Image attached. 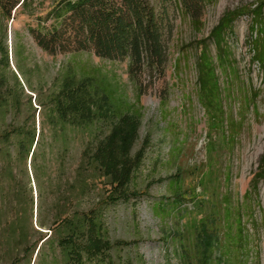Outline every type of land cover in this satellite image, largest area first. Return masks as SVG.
I'll return each mask as SVG.
<instances>
[{"label": "rangeland", "instance_id": "374dc122", "mask_svg": "<svg viewBox=\"0 0 264 264\" xmlns=\"http://www.w3.org/2000/svg\"><path fill=\"white\" fill-rule=\"evenodd\" d=\"M116 1L105 0L108 5ZM256 3L262 5L264 35V0H215L203 8L199 29L168 5L172 28L165 38L164 67L149 77L143 73L139 91L126 74L125 62L86 51L49 57L27 31L36 18L0 17V43L8 55V69L1 72L12 85L9 71L16 74L14 62H19L31 88L23 84L22 90L30 95L32 107H37L35 96L54 90L68 62L99 68L114 78L123 100L134 105L137 116L117 119L106 106L109 115L102 129L107 134L111 128L108 162L123 179L120 199L102 214L105 237L118 242L108 252V264H237L234 256L238 264H264V181L257 177L264 154V65L250 59L251 20L246 14ZM233 10L243 14L226 34L232 60L226 73L216 66L209 35ZM39 22L50 23L42 18ZM203 45L214 63L220 92L213 108L195 94V63ZM21 102L16 120L25 117V99ZM8 119H0V126ZM172 181L179 182L178 190L170 187ZM226 199L230 210L240 214L245 238L228 251L222 225ZM156 203L163 205V213L154 208ZM227 252L231 259H225Z\"/></svg>", "mask_w": 264, "mask_h": 264}, {"label": "trees", "instance_id": "16d2710c", "mask_svg": "<svg viewBox=\"0 0 264 264\" xmlns=\"http://www.w3.org/2000/svg\"><path fill=\"white\" fill-rule=\"evenodd\" d=\"M213 2L117 0L108 5L105 0H0V17L36 18L27 31L49 57L86 51L103 60L125 62L126 74L139 91L141 75L160 72L165 64V38L172 28L167 6L173 5L199 29L203 8ZM261 9L256 3L246 10L251 20L250 59L258 66L264 65ZM242 14L227 12L209 35L216 66L226 73L232 69L226 34ZM41 18L50 23L41 25ZM67 64L54 90L35 96L37 107H32L30 95L22 90L23 84L31 88L18 61L14 62L16 74L9 71L12 85L6 83L1 69H8V55L0 43V119L9 117L0 126V264H108L109 250L118 246L105 237L102 214L120 199L123 179L108 162L111 128L107 134L102 129L109 115L106 106L115 119L137 116V112L118 93L114 78L97 67ZM195 67V94L213 108L220 92L204 45ZM22 98L25 117L16 120ZM257 177L264 181V154ZM170 187L178 190L179 182L172 181ZM154 208L159 214L165 211L161 203ZM222 216L228 251L244 241V230L238 210H230L227 199ZM234 257L229 252L225 255L238 264Z\"/></svg>", "mask_w": 264, "mask_h": 264}]
</instances>
